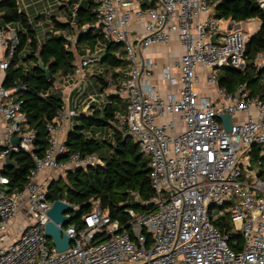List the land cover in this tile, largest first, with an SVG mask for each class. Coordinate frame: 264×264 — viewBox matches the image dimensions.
Segmentation results:
<instances>
[{
  "label": "built area",
  "instance_id": "built-area-1",
  "mask_svg": "<svg viewBox=\"0 0 264 264\" xmlns=\"http://www.w3.org/2000/svg\"><path fill=\"white\" fill-rule=\"evenodd\" d=\"M93 3L102 36L123 45L127 70L114 84V93L126 107L117 118L149 157L154 195L143 203L154 208L145 213L129 209V222L121 225L94 203L82 216L81 227L57 223L71 238L63 251L45 234L52 179L100 162L95 154L79 152L62 159L68 120L78 114L80 96L87 93V108L97 101L87 90L83 69L99 56L87 53L67 76L72 81L62 87L63 106L46 126L47 148L41 157L31 153L34 167L24 187L7 193L8 178L0 172V264H264V97L250 94L244 84L229 92L218 83L221 67L245 68V42L258 29V21L219 19L212 16L209 0ZM260 4L264 8V0ZM249 23L252 33L241 27ZM3 32L0 45L11 54L18 39L13 30ZM66 38L76 41L75 35ZM174 38L182 54L161 67L157 83V63L145 51L152 45L169 49ZM8 64V57L0 56V122L7 140L0 148V162L20 150L31 152L35 140L13 96L19 87L1 84ZM254 65L264 72V50L256 52ZM75 89L72 108L70 94ZM220 114L230 116L229 130ZM130 196L139 201L137 193ZM22 210L31 220L15 228ZM223 217L231 223L230 233L241 235L240 243L232 241L237 250L229 245L230 233L214 224Z\"/></svg>",
  "mask_w": 264,
  "mask_h": 264
},
{
  "label": "trees",
  "instance_id": "trees-1",
  "mask_svg": "<svg viewBox=\"0 0 264 264\" xmlns=\"http://www.w3.org/2000/svg\"><path fill=\"white\" fill-rule=\"evenodd\" d=\"M260 1L209 0L212 16L235 21L256 18L259 22L258 29L245 42V68L223 66L218 70V83L229 92L244 84L250 94L264 97V72L254 65L256 52L264 50V8ZM61 4L65 11L64 21L54 14L47 18L40 14L29 19L20 0H0V30L9 31L11 26L16 25L12 30L18 39L11 54L8 49L5 50L4 56L8 57L9 64L1 84L7 88L19 87L13 96L20 102L25 122L33 129L35 139L31 152L20 150L10 155L16 163L14 167L2 166L0 172L8 178L7 193L24 187L29 170L34 167L31 153L41 157L47 148L49 138L46 126L63 106L61 94L54 86L57 78L63 80L72 75L77 58L93 54L97 49L101 53L97 62L106 68L93 76L99 85L92 81L89 83L95 88V93L104 92L111 83L122 79L127 70L122 43L105 39L99 27L95 26L97 20L92 12L93 0H63ZM43 20L48 22L41 39L34 23ZM68 35H75L74 44L66 38ZM38 59L50 72L48 78L38 67ZM89 84L88 92L91 91ZM125 107L126 102L119 95L105 94L97 98L87 111L73 116L76 122L65 135L67 152L62 159L71 152H79L82 155L95 154L101 163L68 169L52 179L47 188L48 201L60 199L77 206L75 217L70 222L78 227L82 226V216L93 209L94 203L121 225L129 222V209L145 213L154 208V205L143 203L154 195L149 182V157L124 133L125 122L117 118V114H125ZM105 126L112 129L110 139L97 136ZM132 192L138 194L139 201L131 199ZM214 224L220 232L230 233L231 223L227 217ZM229 237V245L237 250L239 246L234 247L232 241L240 243L241 235L231 232Z\"/></svg>",
  "mask_w": 264,
  "mask_h": 264
},
{
  "label": "crops",
  "instance_id": "crops-1",
  "mask_svg": "<svg viewBox=\"0 0 264 264\" xmlns=\"http://www.w3.org/2000/svg\"><path fill=\"white\" fill-rule=\"evenodd\" d=\"M20 1H22L29 19H31L30 18L31 14L35 15L37 13V15L42 14L46 18L48 16L54 14L58 17L59 20L64 21L65 11H64V9L61 8V5H62L61 2H63V0H20ZM254 19L257 20L256 18H254ZM41 22H43L42 28H43V32H44V30H46L48 21L43 20ZM258 24H259V22H258ZM14 26H16V25H14ZM14 26H11V30L14 29ZM6 32L7 31H4L3 33L5 34ZM145 52L148 56H152L153 59L155 60V62L157 63V67H156L157 69L155 71V77H156L155 81L157 83L158 82L160 83V81H161V76H160L161 67H163L164 65H166L169 62H172L174 60L179 59V57L182 54V49L179 46L177 40L174 38L169 45V49H167L166 46L164 47L162 45H152V46L148 47V49ZM4 55H5V48L0 45V56L5 57ZM101 71L102 70H100L99 72H101ZM94 75L95 74L87 73V79H90V77L94 76ZM71 81H72V78H70V77L64 78L62 80L63 88L66 84H68V82L70 83ZM62 94H63V92H62ZM76 96H77V90L75 89L70 94V100H71L70 107H72V108L74 107V104L72 102ZM61 97H62V95H61ZM80 98H81V96H80ZM85 101H83V100L80 101L81 105L78 108H76L77 112H82L79 110V108H81V107H83L82 110L84 108H86L87 104L85 103ZM68 121H69V124L67 126V130L72 127L74 122H76V121H74V117H71ZM6 143H7V140L5 138V135L3 134V125L0 122V146L4 145ZM3 164H4V162L1 161L0 162V170L3 166Z\"/></svg>",
  "mask_w": 264,
  "mask_h": 264
},
{
  "label": "water",
  "instance_id": "water-1",
  "mask_svg": "<svg viewBox=\"0 0 264 264\" xmlns=\"http://www.w3.org/2000/svg\"><path fill=\"white\" fill-rule=\"evenodd\" d=\"M216 34H214L211 37V41L215 43ZM38 67L42 72L46 74V77L48 78L50 75V72L47 71V69L44 67L42 61L38 59ZM212 68H215L216 66L211 65ZM221 119L224 120V129L229 130L231 126L230 116L227 114H220L219 115ZM19 141L18 137L13 138V142L17 144ZM101 163L99 162L98 165ZM16 165L14 159L12 156H7L4 160V167H14ZM73 212L72 215L68 216L66 214ZM47 215L49 217L46 226H45V234L46 236L52 240L53 245L56 246L58 251L66 250L69 247L71 238H68L60 229V227L57 225V223H62L64 225L69 224L71 219L75 217L74 214V208L73 205L70 203H67L60 199H55L53 202H51V207L47 211Z\"/></svg>",
  "mask_w": 264,
  "mask_h": 264
},
{
  "label": "rangeland",
  "instance_id": "rangeland-1",
  "mask_svg": "<svg viewBox=\"0 0 264 264\" xmlns=\"http://www.w3.org/2000/svg\"><path fill=\"white\" fill-rule=\"evenodd\" d=\"M20 3H21L22 7H23L24 10H25V7H24L22 1H20ZM36 15H37V13H36L35 15L31 14V15H30V18L33 19V18L36 17ZM48 17H49V16H48ZM42 23H43V22H37V23L35 22V23H34V25H35V27H36L37 35H38V37L41 38V39H42L43 34H44V32H43V28H42ZM221 25H222L223 27H225V26H226V22L223 21V22L221 23ZM241 27H243V28H246V27H247V31H246V32L252 33V30H253V24H252V23H249L248 26H244V25H243V26H241ZM95 53L98 54L97 56H100V55H101V53L99 52L98 49H97V52H95ZM97 58H98V57H97ZM79 60H80V57H78L76 61H79ZM104 68H106V67H104V65H101V64L98 63V62H93V63H90L88 66L84 67L83 70H85L86 73H90V74H98L99 71H100V70L103 71ZM95 71H96V72H95ZM102 71H101V72H102ZM93 72H94V73H93ZM90 80H91L93 83H97L95 77H93V76H91L90 79H88V83H90ZM111 84H112V85H111L110 87H108L107 89H105L104 92H101V91L97 92V91H96V93H95V88H92L93 86H91V85L89 84V87H91V91H90L89 93H91V94H95L97 98H99V97H104V95H105V94H108V93H114V90H115L114 84H115V83H111ZM97 85H99V83H97ZM54 86H55V89H57V91L62 95V91H61V90L63 89V88H62V87H63L62 79L57 78L56 83H55ZM56 87H57V88H56ZM197 88L200 90V87H197ZM99 95H100V96H99ZM86 96H87V93H86L85 95H83V97L80 98V101H82V100L85 101V100H86ZM80 101H79V104H80ZM80 105H81V104H80ZM82 108H83V107L79 108V110L82 111V112H83V111H87V109H88V108L86 107V108H84V109L82 110ZM74 121H75V120H74ZM117 125H118V123H117ZM111 131H112V129H111L110 127H108V126L106 127V126H105L104 128H102L101 131L98 132L97 136H98L99 138H105V137H106V138L110 139V138H111V136H110ZM252 166H254V167L256 166V165H254V162H252ZM213 211L216 212V213H218V212H219V209H218V208H214ZM72 214H73V212L68 213L69 216L72 215ZM30 220H31V216H30L28 213H26L25 210L20 211L19 214L17 215V217L15 218V221H14V223H15V228H16V227H20L21 225H27V224H29ZM12 232H15V229L11 228V233H12Z\"/></svg>",
  "mask_w": 264,
  "mask_h": 264
}]
</instances>
